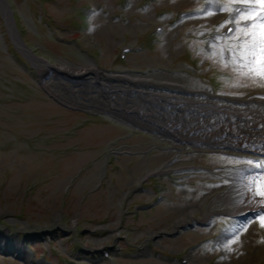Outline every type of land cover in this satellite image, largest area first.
<instances>
[{
  "label": "rangeland",
  "instance_id": "1",
  "mask_svg": "<svg viewBox=\"0 0 264 264\" xmlns=\"http://www.w3.org/2000/svg\"><path fill=\"white\" fill-rule=\"evenodd\" d=\"M122 1L6 3L10 30L49 64L70 61L77 69L92 61L99 73L109 75L99 78L110 85L219 105L229 104L223 97L264 92V78L258 75L264 56L258 53L251 69L244 70H255L253 76L239 73L234 58H228L241 31L238 27L225 36L228 22L224 18L238 0H130L125 8ZM251 4L252 8L263 6ZM87 8L92 10L89 17L83 14ZM179 11L197 14L175 23ZM158 24L164 29L154 41L152 32ZM260 31L257 26V39ZM206 42L209 52L204 48ZM9 44L0 18V245L7 237L15 243L20 237L23 243L15 244L19 255L11 254V249L9 253L0 250V264H67L76 259V251L102 257L100 249L115 245L124 251H137L143 245L150 250L146 257L120 256L119 264H264V212L259 210L240 222L218 215L235 208L244 197L238 180L230 179L239 162L205 154L203 150L218 148L177 141L173 130L159 132L122 113L91 117L60 107L39 89V80L87 108L106 104L108 98L85 90L84 81L55 78L49 69L37 76L39 67L17 45L8 50ZM137 44L143 50L120 57L123 48ZM147 69L154 71L143 73ZM178 85L206 87L216 95H193ZM120 102L146 111L155 109L136 94H123ZM163 113L152 119L163 125L172 118L182 121L179 113L170 119ZM202 118L211 121L214 129L222 124L214 112ZM227 139L239 143L233 136ZM113 149L131 154L115 155ZM174 155L177 158L172 160ZM203 164L224 166L192 173L185 187L175 188L169 178L162 183L156 177L147 179L153 171ZM155 182L164 194L159 200L152 191ZM259 197L264 199V195ZM209 214L217 215L203 226ZM231 225L242 226L237 235L212 240L232 229ZM207 236V242L196 244ZM181 257L187 262L182 263ZM95 264L111 263L102 259Z\"/></svg>",
  "mask_w": 264,
  "mask_h": 264
},
{
  "label": "bare ground",
  "instance_id": "2",
  "mask_svg": "<svg viewBox=\"0 0 264 264\" xmlns=\"http://www.w3.org/2000/svg\"><path fill=\"white\" fill-rule=\"evenodd\" d=\"M4 11L6 16L8 15V6L5 5L4 7ZM15 43H17V45L19 46V48L21 49V51L27 55H29V57L31 58V60L35 63L36 66L39 67V71L42 74H45L47 72V69L51 70V72L54 73H60L63 76L66 77H70V78H86L85 76L87 74H92V76H89L88 78H86L83 82L82 87L85 90L88 91H92V92H98L101 96H106L109 99V103L113 106V107H118L121 106L120 102L117 99L118 95H122V94H128L129 96L138 93L140 95V97L147 101L149 104L153 105L155 107V109H153V111H146L140 107H133L132 113L133 115L136 114L138 116V119L140 120H144L146 117H150L151 115L156 118L155 116H158L159 114H161V110L164 108L165 111L163 113V115H168L169 119L171 118V116L173 115V110L174 107L170 106V105H166L171 104V105H177L178 106V110L176 112V114L181 113L182 115V122L178 123L175 120H173L174 118L171 119V122H167L165 125H163L160 121L156 120L155 124L156 126H166V128L168 129H172V128H176V126L178 125H183V123H186L188 118H195L196 119V115L193 116H185L184 114V109H200L203 108L204 106H199L197 103H201V102H197L194 100H189V99H185L182 97H177L174 94H170V93H157L151 90H134L133 92H129L130 89L128 86H124V87H118L117 85H110L106 80H101L99 78V76H109L108 74L104 73L101 74L98 72V69L96 67H94V63L91 61L90 62V66H86V67H79L77 69H74V65L72 64V62L70 61H65L61 64H49L45 58L40 57V56H36L34 54H32L26 47H23L17 40L15 37H13ZM127 79H130L132 81H134L135 79H132L129 76H126ZM167 85H171V84H167ZM211 96H214V94H211ZM73 104V103H72ZM206 105H209L210 107H212L214 110L213 112H216L219 114V118L220 116L223 118H226L225 115L222 113L224 111H227L228 113H232L234 114L233 120H231L232 122H234V125H239L240 128L233 127L232 129L234 130V132H236L237 134L240 135V137H242V133L245 130H249L251 129L256 123L257 120L254 119L255 114H259L258 115V125L256 126V128L254 129L255 132H258L260 135L257 136H251L249 135V137L244 134V137L247 138L248 140H253L256 141L258 139V144H263L264 145V128H262L261 126L264 125V113H262L260 110L257 109H251V113L246 115L245 114V110H241V109H237L236 108H230L227 106H219L217 104H214L212 102H208ZM122 109H125L127 111V113L129 114V109L127 106L123 107ZM189 110V111H190ZM124 111V110H122ZM187 111V112H189ZM152 112V113H151ZM172 112V113H171ZM188 117V118H185ZM146 121V120H145ZM202 126L204 128H209L210 126L212 127V122H204L202 124ZM223 126H225L223 124ZM199 127V123L197 124V128ZM226 127V126H225ZM193 128L192 126H190L189 124H185V126H182V128L180 129V133H176V129L174 130V132H172V134L174 135V137H176L179 140L185 141V140H189L191 138V136L189 135L188 131L189 129ZM230 128V127H229ZM195 132H199L198 130H195ZM217 133L215 132L213 134V138L212 140L217 138ZM205 134H207L206 132H201L200 134L196 135V140L198 141H205V142H210V137L206 136ZM193 141H195V139H193ZM244 203L247 204H240L237 206V208L233 211L234 213H239L244 214L245 212H251V211H256V209H260L263 208L262 206L258 207V203L256 204H248L247 200L245 198H242L241 200Z\"/></svg>",
  "mask_w": 264,
  "mask_h": 264
},
{
  "label": "snow or ice",
  "instance_id": "3",
  "mask_svg": "<svg viewBox=\"0 0 264 264\" xmlns=\"http://www.w3.org/2000/svg\"><path fill=\"white\" fill-rule=\"evenodd\" d=\"M245 3H251L253 0H244ZM255 3L264 5V0H254ZM256 9L252 8L248 12H241L240 19L250 20L252 23L240 24L237 22V27L240 28L241 35L236 38L237 43L234 49L228 51L229 60L234 58V68L241 74L247 76H253L255 70L245 72V69H251V66L256 62L257 54L264 56V11L258 15H253L256 13ZM257 26L260 28V36L256 38V29ZM232 32L235 29L230 30ZM227 63V61H226ZM258 75L261 78H264V64L261 65V70ZM264 98V97H262ZM264 128V125L261 126ZM249 164L254 162L248 161ZM257 166H259L257 164ZM261 175H264L262 173ZM249 190H251V183L248 185ZM260 195H264V192H260ZM251 203L252 201H248ZM264 212V209H262ZM261 226L264 227V218L261 219Z\"/></svg>",
  "mask_w": 264,
  "mask_h": 264
},
{
  "label": "trees",
  "instance_id": "4",
  "mask_svg": "<svg viewBox=\"0 0 264 264\" xmlns=\"http://www.w3.org/2000/svg\"><path fill=\"white\" fill-rule=\"evenodd\" d=\"M9 46H10V44H9Z\"/></svg>",
  "mask_w": 264,
  "mask_h": 264
}]
</instances>
